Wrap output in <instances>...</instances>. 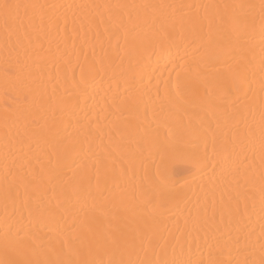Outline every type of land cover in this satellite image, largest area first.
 Returning a JSON list of instances; mask_svg holds the SVG:
<instances>
[{"label":"bare ground","instance_id":"1","mask_svg":"<svg viewBox=\"0 0 264 264\" xmlns=\"http://www.w3.org/2000/svg\"><path fill=\"white\" fill-rule=\"evenodd\" d=\"M3 3L21 7L7 27L0 16V260L261 264L260 0ZM225 4L255 6L247 53L255 58L254 68L248 70L234 44L225 55V40L195 54L203 72H188L194 55L190 29L206 32L218 18L217 9L204 6ZM160 5L196 7L185 8L182 17ZM164 29L175 32L173 44L156 41ZM177 72L186 74L181 92ZM237 72L244 76L240 91ZM132 84L148 86L154 99L144 97L137 107L125 104L136 95ZM174 95L179 110L167 102ZM53 112H63V122L54 121ZM77 119L88 124L91 147L86 144L72 164L74 154L60 151L53 133L60 130L58 139L76 134ZM143 136L156 144L151 153L136 149ZM205 151L208 165L202 168L193 153ZM224 157L229 164L221 167ZM105 158L115 161L116 169L109 163L97 174L93 165ZM88 175L90 185L85 181L73 191V178ZM162 183L171 186L170 194H160ZM8 224L20 229L22 250L5 251Z\"/></svg>","mask_w":264,"mask_h":264},{"label":"snow or ice","instance_id":"2","mask_svg":"<svg viewBox=\"0 0 264 264\" xmlns=\"http://www.w3.org/2000/svg\"><path fill=\"white\" fill-rule=\"evenodd\" d=\"M21 7L19 4H9V3H3L0 4V16L3 17L5 21L6 27L8 26V21L13 15L15 10H18ZM108 7L107 5L105 6ZM116 8H123L127 7L125 5H115ZM133 8H148V7H156L152 5H133L131 6ZM160 8H174L175 13H179L182 17L186 16L187 13L184 12L185 8H194L196 6L188 5V6H165L160 5ZM205 8H215L217 9L216 17L218 18V23H210L208 30L205 32L203 30L196 31L194 28L190 29V36H191V44L194 46V55H193V61L192 65L188 68V72L195 71L197 74L200 72H203L205 69L202 67L201 60L196 57V53H199L204 50H208L214 47H217L222 44L223 41L228 42V48L225 53V55H229L232 51H234L233 44L236 46V48H239L241 54H242V60L247 61V68L248 70H252L254 68V57L249 58L247 56L248 51L251 49V40L253 38V33L255 32L256 27V18L252 14L251 9H254V5H228L225 4L223 6L219 5H205ZM223 9V11H220V9ZM244 9L248 8L250 11L244 13V14H236L234 12H229V9ZM260 9V15H259V27H260V34L262 36L261 40V53L262 58L260 61V71L262 74V77H264V0H260L259 4ZM174 13V14H175ZM227 18V27L225 28V20ZM195 20V18H191ZM175 32L173 30L164 29L161 31L157 37L155 38L157 42L163 43L167 42L168 44H173L175 42ZM227 62V60H225ZM239 63V62H238ZM134 64L130 61L129 62V70L134 68ZM212 67H215V65H212ZM89 74H91V70H89ZM84 82L87 83V79L83 78ZM236 81H237V90H242V85L244 82V76L242 73L237 72L236 74ZM262 86H264V79L261 81ZM131 88L135 89L136 95L135 97H129L127 98L124 103L128 104L130 107H137L139 102L144 98L147 97L148 100H153V96L151 94V89L148 86H143L141 88H136L135 84H132L130 86ZM187 87L186 83V74L182 72H177V78H176V89L177 92L183 91ZM81 95L84 96V98H87V88H83L81 90ZM155 99H159V92L157 90V94ZM169 104H175L177 107V110L182 108V105L180 104L179 97L172 96L167 101ZM53 120L59 119L61 122H63L64 114L63 112H60L57 114L56 112H53L52 114ZM72 116H76V113L73 112ZM78 128L76 134L68 133V127L71 125H67L63 128L64 133H68L66 136H63L62 139H58L61 137L60 130H57L53 133V140L56 141L59 144V150L66 154H74V158L72 159L71 163L75 164L77 163V158L79 157L80 153L83 151L84 146L87 144L89 148L91 147L90 144V131L88 124H85L81 122L79 119L76 121ZM260 123H261V130H262V147H264V104L261 105L260 109ZM55 126V125H53ZM130 137L133 136V134L130 132ZM167 140V137H165ZM136 149L140 154H143L145 152L151 153L152 149L156 147V144L154 141L147 137L143 136L140 140L136 141ZM171 150L179 151V146L176 145H168ZM221 151H224L223 146H221ZM215 151V148H214ZM194 158L201 164L202 168L207 167L208 165V157L207 152L203 155H201L199 152L193 153ZM109 163L111 165V169L114 171L116 169V162L111 161L109 162L107 158L105 159H98L93 167L96 168L97 174H99V171L101 167L108 169ZM221 167L227 166L229 164V159L227 157H224L220 162ZM71 166V165H69ZM85 181H87L90 185L91 183V176H84L80 178H73V191L76 190L79 186H81ZM158 191L162 196L168 195L171 193L172 188L171 186L167 185L166 183H162ZM261 204L262 208H264V185L261 187ZM261 232L264 234V224L261 225ZM4 248L5 251L8 250H22L26 242L24 238L20 236V229L13 230V225L8 224L4 231ZM264 247V246H262ZM0 264H18L16 261H4L0 260ZM23 264H41L40 261H24ZM57 264H72V261H58ZM83 264H104L103 261L98 262H90V261H84ZM108 264H134L132 260H110ZM142 264H152L151 261H143ZM156 264H183L181 261L177 260H161L157 261ZM261 264H264V260H261Z\"/></svg>","mask_w":264,"mask_h":264}]
</instances>
